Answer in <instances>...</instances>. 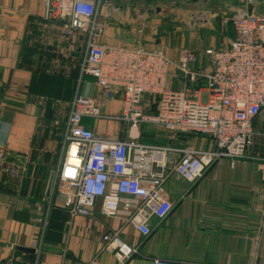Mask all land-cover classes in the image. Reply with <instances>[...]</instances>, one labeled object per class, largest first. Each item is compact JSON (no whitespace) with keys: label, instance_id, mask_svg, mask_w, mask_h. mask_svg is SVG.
<instances>
[{"label":"crops","instance_id":"1","mask_svg":"<svg viewBox=\"0 0 264 264\" xmlns=\"http://www.w3.org/2000/svg\"><path fill=\"white\" fill-rule=\"evenodd\" d=\"M170 1L115 0L119 9L105 20L103 41L164 48L162 42L153 39L154 26L157 14L164 13ZM185 2L176 0V7L181 9L183 25H189V6ZM241 5L242 0H216L212 10L234 14ZM251 8L264 14V0ZM44 11V0H0V144L6 147L8 161L21 153L28 154L27 169L18 177L0 167V260L35 263L33 244L44 228V222L34 221L38 217L47 220L41 259L47 264H85L98 253L103 234L118 229L122 222L101 214V201L92 215L72 218L60 198L50 203L46 195L51 173L60 163L72 99L78 87L90 95L95 94L96 87L92 76L80 82L86 38L68 36L58 22L44 18ZM224 24L231 25L223 20ZM229 27L231 34L219 39H200L203 44L197 52L199 61L193 67L209 68L207 50L229 46L235 36L232 25ZM185 44L181 42L174 51L161 50L178 61ZM181 86L179 78H171L170 87ZM151 99V95L144 94L143 104ZM122 109L120 96L103 107L106 113H120ZM84 123L116 138H124L129 128L122 121L85 118ZM133 132L148 144L214 147L206 135H173L153 123H142ZM262 152V147L250 150L255 155ZM261 166L260 159L245 157L233 163L221 157L194 183L171 178L165 190L174 207L161 221L151 218V234L145 236L131 225L124 227L123 239L139 245L143 254L125 264H154L156 257L184 260L187 264H264ZM99 258L106 264H119L108 252L100 253Z\"/></svg>","mask_w":264,"mask_h":264},{"label":"built area","instance_id":"2","mask_svg":"<svg viewBox=\"0 0 264 264\" xmlns=\"http://www.w3.org/2000/svg\"><path fill=\"white\" fill-rule=\"evenodd\" d=\"M258 0H242V5L225 23L235 36L227 48L209 49L207 69L193 67L196 52L185 50L178 61L159 48L144 45L111 44L103 41L105 20L118 11L115 0H44V18L58 22L65 34L85 37L81 62L85 76L95 79V94L79 87L71 102L64 131V144L50 203L60 198L72 218L90 216L99 201L101 214L119 218L122 225L102 236L98 253L85 264H106L99 258L111 253L119 264L143 256L139 245H131L121 235L127 225L145 236L152 232L151 218L160 221L172 211L166 183L173 177L194 183L221 157L235 161L250 157L262 161L264 172V14L251 5ZM179 78L181 88L170 87ZM152 99L143 104V95ZM120 96V113H106L103 107ZM151 109V110H150ZM85 118L122 121L129 124L124 138L95 131ZM142 123L162 126L174 134L196 133L210 137L214 147L197 149L168 144H148L133 130ZM262 147L261 155L250 154ZM28 154L7 160L0 144V167L13 177L27 169ZM42 210V207H39ZM44 228L33 247L34 264L41 259ZM70 223V222H69ZM154 264H187L163 257ZM0 264H16L11 259Z\"/></svg>","mask_w":264,"mask_h":264},{"label":"rangeland","instance_id":"3","mask_svg":"<svg viewBox=\"0 0 264 264\" xmlns=\"http://www.w3.org/2000/svg\"><path fill=\"white\" fill-rule=\"evenodd\" d=\"M186 3V2H185ZM189 6V25H183L181 21V9L176 7V0H171L164 13L157 14L154 26V41L159 40L164 45V51H174L181 42L186 43V50L200 52L204 39H219L218 37L231 34V26L223 25V20L231 18L233 14L214 13L216 0H187ZM156 15V14H155ZM217 22H220L217 26ZM214 37V38H213ZM219 48V44L214 46ZM167 48V49H166ZM205 50V49H203Z\"/></svg>","mask_w":264,"mask_h":264},{"label":"water","instance_id":"4","mask_svg":"<svg viewBox=\"0 0 264 264\" xmlns=\"http://www.w3.org/2000/svg\"><path fill=\"white\" fill-rule=\"evenodd\" d=\"M54 177H55V171H52L50 179H49L48 187H47V192H46L47 196H50V194H51L53 182H54Z\"/></svg>","mask_w":264,"mask_h":264}]
</instances>
